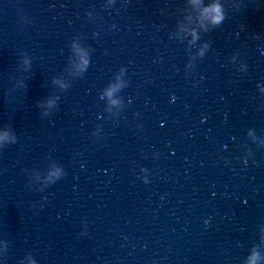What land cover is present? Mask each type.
I'll list each match as a JSON object with an SVG mask.
<instances>
[{"label": "clouds", "instance_id": "clouds-1", "mask_svg": "<svg viewBox=\"0 0 264 264\" xmlns=\"http://www.w3.org/2000/svg\"><path fill=\"white\" fill-rule=\"evenodd\" d=\"M116 2V0H106L107 5H112ZM187 4L190 7L191 11L185 15L184 19L192 22L193 16L195 17V23L193 26H189L185 23L179 24V32L178 34L182 33L184 36H190V39L188 40L189 45H195L199 33L197 30V27L200 29L207 30L209 26H216L223 22L225 19V10L223 4L220 2V0H187ZM207 44H203L202 46L198 47L197 52L194 55L202 56L204 53V50L207 48ZM72 53H73V60L72 65L73 68L77 72H83L88 64H89V52L85 47H82L75 41L72 42L71 45ZM191 65V61L189 62V66ZM125 69L121 67L117 74L115 75V79L110 82L100 93V98L105 99L107 102V110L112 111L111 106H120L122 101L118 96H116V93L125 86L127 83L125 80H123L121 77L124 75ZM57 83L61 84V87H66L65 84L61 81H55ZM258 92L261 94H264V85L258 86ZM173 100H175V96H172ZM49 104L53 103V101L49 100ZM248 135L251 137L253 141H256L258 146H264V139H261L255 135H253L252 131L249 130ZM14 140V136L11 134V132L6 127H0V145H3L5 143L11 142ZM154 155H158L157 153H154ZM243 162L247 164V158H242ZM149 170L143 166L139 169V179L142 180L144 183L149 182ZM63 169L56 165L52 164L47 170L46 174L40 179L43 180L45 184L51 183L57 179H59L63 175ZM81 223L83 225L81 235H83L87 230V224L85 220H81ZM262 232H264V229H262ZM261 260V256L259 252L253 248L250 252L249 256L247 257V260L245 264H258V262ZM0 264H3V261L0 260ZM23 264V262H22ZM27 264H37L36 260L33 259L31 256L27 257Z\"/></svg>", "mask_w": 264, "mask_h": 264}]
</instances>
